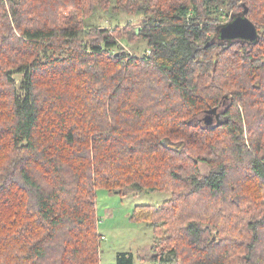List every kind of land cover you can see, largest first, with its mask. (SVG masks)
<instances>
[{
  "label": "trees",
  "instance_id": "obj_1",
  "mask_svg": "<svg viewBox=\"0 0 264 264\" xmlns=\"http://www.w3.org/2000/svg\"><path fill=\"white\" fill-rule=\"evenodd\" d=\"M100 188L172 193L114 264H264V0H0V264H102Z\"/></svg>",
  "mask_w": 264,
  "mask_h": 264
},
{
  "label": "rangeland",
  "instance_id": "obj_2",
  "mask_svg": "<svg viewBox=\"0 0 264 264\" xmlns=\"http://www.w3.org/2000/svg\"><path fill=\"white\" fill-rule=\"evenodd\" d=\"M235 11L232 10V13L230 11V14L225 16L224 24L230 22L237 16L234 14ZM90 20L92 24L106 25L109 28L115 25L103 15L102 17L100 15L95 16ZM128 20H133L134 28L142 24L143 21L140 17L123 14L121 24L126 25ZM120 43L132 55H143L145 52L149 53V46L143 39L133 40V42L121 39ZM225 106L226 103L219 108V111H224ZM200 165L203 173L209 172V167L205 163L202 162ZM171 195L172 193L168 191H153L150 189L124 194L119 190L100 188L96 196V211L97 217L99 218L97 225L98 233L104 236L103 238L102 236L98 237L100 240L101 263L114 264L117 254L123 251L133 252L136 258L139 259L148 258L154 239L153 229L145 222L134 220L131 216L137 205L153 204L160 206ZM137 262L140 263L141 261L137 260ZM171 264H176V262H171Z\"/></svg>",
  "mask_w": 264,
  "mask_h": 264
},
{
  "label": "water",
  "instance_id": "obj_3",
  "mask_svg": "<svg viewBox=\"0 0 264 264\" xmlns=\"http://www.w3.org/2000/svg\"><path fill=\"white\" fill-rule=\"evenodd\" d=\"M259 37V31L254 22L245 14H237L230 22L222 24L219 29V38L226 39H248L256 41ZM214 110H210L204 117V121L207 125H213L214 123ZM221 122H217L220 124Z\"/></svg>",
  "mask_w": 264,
  "mask_h": 264
},
{
  "label": "flooded vegetation",
  "instance_id": "obj_4",
  "mask_svg": "<svg viewBox=\"0 0 264 264\" xmlns=\"http://www.w3.org/2000/svg\"><path fill=\"white\" fill-rule=\"evenodd\" d=\"M213 115H214L215 122L220 121L222 117H224L223 111H219V108L214 110Z\"/></svg>",
  "mask_w": 264,
  "mask_h": 264
}]
</instances>
